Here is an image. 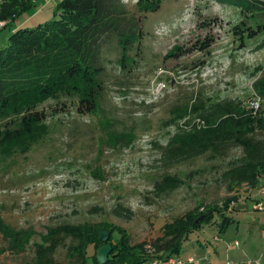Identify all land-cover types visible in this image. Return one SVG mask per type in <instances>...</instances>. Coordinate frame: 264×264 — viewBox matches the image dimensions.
Instances as JSON below:
<instances>
[{
  "label": "rangeland",
  "instance_id": "obj_1",
  "mask_svg": "<svg viewBox=\"0 0 264 264\" xmlns=\"http://www.w3.org/2000/svg\"><path fill=\"white\" fill-rule=\"evenodd\" d=\"M125 2L137 12L136 0ZM55 3L44 12L34 6L21 19H54ZM242 19L238 9L213 0H165L146 15L142 48L137 55L136 47L128 54L137 56L133 64L121 67L117 42L107 45L101 57L104 90L99 109L81 114L61 104L62 98L49 100L40 106L49 114V133L26 150L0 153V217L14 228H34V240L48 226L69 222L121 227L136 243L157 238L165 222L201 202H221L233 194L240 198L246 185L228 192L222 173L241 149L172 166H164L161 157L178 126L185 124L187 118L180 116L187 106L223 99L250 106L260 95L254 82L264 65V47L258 48L264 31L243 44L232 30ZM248 22L264 24V13ZM12 29H1L0 47L7 45ZM205 40L209 44L202 47ZM176 46L182 52L170 55ZM168 174L184 183L157 196L154 184ZM118 204L130 208L132 216L116 215ZM254 213L250 217L264 225V211ZM228 214L240 218L244 213ZM216 229L205 224L192 236L211 239ZM6 245L0 233V246ZM88 251L91 255L93 246ZM66 253L61 247L56 258L67 261ZM33 257L32 244L22 253H0L3 264H26ZM86 264L94 259L89 257Z\"/></svg>",
  "mask_w": 264,
  "mask_h": 264
},
{
  "label": "trees",
  "instance_id": "obj_2",
  "mask_svg": "<svg viewBox=\"0 0 264 264\" xmlns=\"http://www.w3.org/2000/svg\"><path fill=\"white\" fill-rule=\"evenodd\" d=\"M164 1L136 0L135 12L125 0H61L56 5L54 19L13 28L7 45L0 47V153L26 150L49 133V114L40 108L49 100L62 98L61 104L76 107L81 114L95 113L104 90L103 50L116 41L121 50L119 65L125 68L128 62L133 64L137 56L131 59L128 54L133 47L137 48L136 55L142 48L146 15L159 10ZM213 1L240 11L243 19L232 30L240 34L243 44L245 38H255L264 31V24L253 26L248 22L264 13V0ZM33 6L32 0H0V20H8L6 26L12 25ZM207 40L202 47L209 44ZM263 47L264 40L258 45ZM180 52L182 47L176 46L170 55ZM258 71L262 74L254 82V88L260 95L251 100H259L258 108L233 99L187 106L180 116L187 118L185 124L178 126L163 150V165L172 166L206 154L221 157L229 149L238 148L240 155L232 158L222 173V183L228 192L239 185L261 188L264 184V65ZM183 183L178 175L168 174L154 184V192L162 196ZM233 201H238L236 194L226 196L221 202H201L165 222L157 238L136 243L121 227L69 222L48 226L34 240L37 235L34 228H14L0 217V233L7 242L5 247L0 246V253H22L32 244L34 257L26 264H86L89 257L99 264L96 254L105 243L99 234L103 229L109 232L108 242L112 244L104 264H141L153 258L166 259L180 255L192 234L205 224H216L220 233L226 232L235 222L228 214ZM114 213L130 218L133 211L118 204ZM90 246H93L91 255ZM61 247L67 249V261L56 258Z\"/></svg>",
  "mask_w": 264,
  "mask_h": 264
},
{
  "label": "crops",
  "instance_id": "obj_3",
  "mask_svg": "<svg viewBox=\"0 0 264 264\" xmlns=\"http://www.w3.org/2000/svg\"><path fill=\"white\" fill-rule=\"evenodd\" d=\"M53 1L56 2V8L61 0H32L34 6H39L36 12H44ZM21 16L23 14L13 22V28L35 26L44 18L40 17L36 21V16H24L23 19ZM245 190L246 192L240 194L238 201H233L229 208V212L237 210L244 213L243 216L239 218L237 213L231 215L235 222L224 233H220L217 225L212 224L217 229L211 239L204 234L191 236L179 255L183 259L181 264H264V225L250 217L255 215L254 211H264V194L248 186H245ZM258 206H262L263 210Z\"/></svg>",
  "mask_w": 264,
  "mask_h": 264
},
{
  "label": "built area",
  "instance_id": "obj_4",
  "mask_svg": "<svg viewBox=\"0 0 264 264\" xmlns=\"http://www.w3.org/2000/svg\"><path fill=\"white\" fill-rule=\"evenodd\" d=\"M8 24V20H0V29L3 28L5 25ZM252 107L258 108L259 107V100H254L251 104ZM260 193L264 194V184L261 188L257 189ZM258 208L262 209V206H258ZM190 260H193L190 258ZM183 259L179 256H171L169 258H153L147 261H144L141 264H181Z\"/></svg>",
  "mask_w": 264,
  "mask_h": 264
},
{
  "label": "water",
  "instance_id": "obj_5",
  "mask_svg": "<svg viewBox=\"0 0 264 264\" xmlns=\"http://www.w3.org/2000/svg\"><path fill=\"white\" fill-rule=\"evenodd\" d=\"M99 234L101 240L105 243L98 248L96 258L99 264H104L109 259V255L112 251V244L108 242L109 232L107 230H100Z\"/></svg>",
  "mask_w": 264,
  "mask_h": 264
},
{
  "label": "clouds",
  "instance_id": "obj_6",
  "mask_svg": "<svg viewBox=\"0 0 264 264\" xmlns=\"http://www.w3.org/2000/svg\"><path fill=\"white\" fill-rule=\"evenodd\" d=\"M179 256V255H178ZM180 257V256H179Z\"/></svg>",
  "mask_w": 264,
  "mask_h": 264
}]
</instances>
